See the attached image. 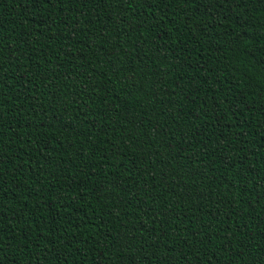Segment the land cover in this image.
<instances>
[{
	"label": "trees",
	"instance_id": "obj_1",
	"mask_svg": "<svg viewBox=\"0 0 264 264\" xmlns=\"http://www.w3.org/2000/svg\"><path fill=\"white\" fill-rule=\"evenodd\" d=\"M0 264H264V0H0Z\"/></svg>",
	"mask_w": 264,
	"mask_h": 264
}]
</instances>
